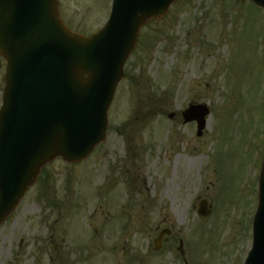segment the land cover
Segmentation results:
<instances>
[{
	"label": "rangeland",
	"instance_id": "rangeland-1",
	"mask_svg": "<svg viewBox=\"0 0 264 264\" xmlns=\"http://www.w3.org/2000/svg\"><path fill=\"white\" fill-rule=\"evenodd\" d=\"M60 1L88 35L111 0ZM3 73L0 58V104ZM190 103L209 107L199 135L182 120ZM263 150L264 8L177 0L141 29L105 140L46 166L0 224V264H243Z\"/></svg>",
	"mask_w": 264,
	"mask_h": 264
},
{
	"label": "water",
	"instance_id": "water-1",
	"mask_svg": "<svg viewBox=\"0 0 264 264\" xmlns=\"http://www.w3.org/2000/svg\"><path fill=\"white\" fill-rule=\"evenodd\" d=\"M175 0H113L96 33L70 31L57 0H0V56L6 60L0 108V223L40 169L60 157L85 159L104 139L107 109L141 27ZM264 6V0H251ZM208 112L191 106L199 129ZM205 203V202H203ZM205 215V207L199 208ZM244 264H264V157L253 246Z\"/></svg>",
	"mask_w": 264,
	"mask_h": 264
}]
</instances>
